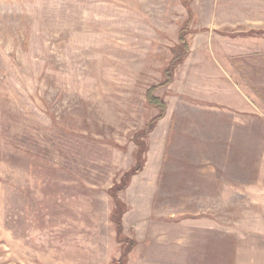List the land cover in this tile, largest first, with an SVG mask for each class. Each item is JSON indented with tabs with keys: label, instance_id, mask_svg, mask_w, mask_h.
<instances>
[{
	"label": "rangeland",
	"instance_id": "1",
	"mask_svg": "<svg viewBox=\"0 0 264 264\" xmlns=\"http://www.w3.org/2000/svg\"><path fill=\"white\" fill-rule=\"evenodd\" d=\"M190 14L119 195L126 264H169L161 238L193 214L264 216V0H0V264L121 257L109 189L137 164L159 113L146 92Z\"/></svg>",
	"mask_w": 264,
	"mask_h": 264
},
{
	"label": "crops",
	"instance_id": "2",
	"mask_svg": "<svg viewBox=\"0 0 264 264\" xmlns=\"http://www.w3.org/2000/svg\"><path fill=\"white\" fill-rule=\"evenodd\" d=\"M231 91L234 95L239 88L232 86ZM237 104L242 105L240 101ZM231 219L218 221L211 213L182 219L176 224L182 233L176 238L162 236L161 257L169 264H264V216L235 224ZM167 226L171 228V223Z\"/></svg>",
	"mask_w": 264,
	"mask_h": 264
},
{
	"label": "trees",
	"instance_id": "3",
	"mask_svg": "<svg viewBox=\"0 0 264 264\" xmlns=\"http://www.w3.org/2000/svg\"><path fill=\"white\" fill-rule=\"evenodd\" d=\"M192 21L193 16L190 14L189 18L186 20L185 24L180 30L179 43L173 49V57L164 71V79L158 84L152 85L146 92L147 101L157 107L159 109V113L151 118L145 128L134 137V139H136V143L140 148L137 156V164L132 166L128 171H125L121 177V181L116 183L111 189H109V192L114 197L116 204V207L112 210L111 219L115 223L117 239L123 242L121 257L113 259L109 264H126L130 251L137 243L135 239L130 238L124 234L123 216L127 212L128 207L121 200L119 195L127 189L132 177L136 174H139L144 168V152L146 151V146L143 138L155 128L157 122L160 119L164 118L167 113V104L163 98L156 95V91L161 87L168 86L173 81L176 67L190 53L188 34L191 32L190 26L192 24ZM252 33L258 32L254 31Z\"/></svg>",
	"mask_w": 264,
	"mask_h": 264
}]
</instances>
